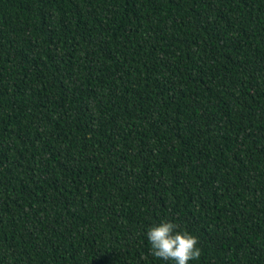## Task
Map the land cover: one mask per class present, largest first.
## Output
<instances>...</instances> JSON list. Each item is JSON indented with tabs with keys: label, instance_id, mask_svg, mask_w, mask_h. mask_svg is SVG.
<instances>
[{
	"label": "trees",
	"instance_id": "obj_1",
	"mask_svg": "<svg viewBox=\"0 0 264 264\" xmlns=\"http://www.w3.org/2000/svg\"><path fill=\"white\" fill-rule=\"evenodd\" d=\"M264 264V0H0V264Z\"/></svg>",
	"mask_w": 264,
	"mask_h": 264
},
{
	"label": "clouds",
	"instance_id": "obj_2",
	"mask_svg": "<svg viewBox=\"0 0 264 264\" xmlns=\"http://www.w3.org/2000/svg\"><path fill=\"white\" fill-rule=\"evenodd\" d=\"M177 228L169 220L149 227L146 238L151 245V254L174 264H188L190 260L199 259L201 250L197 246V237L187 231H178Z\"/></svg>",
	"mask_w": 264,
	"mask_h": 264
}]
</instances>
